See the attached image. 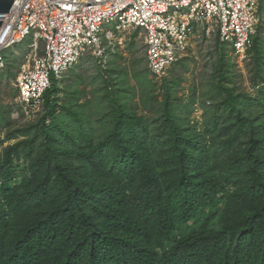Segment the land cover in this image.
Masks as SVG:
<instances>
[{
	"label": "trees",
	"instance_id": "trees-1",
	"mask_svg": "<svg viewBox=\"0 0 264 264\" xmlns=\"http://www.w3.org/2000/svg\"><path fill=\"white\" fill-rule=\"evenodd\" d=\"M257 15L253 90L221 47L199 105L176 95L185 74L160 101L140 71L132 107L108 67L89 99L76 67L67 101L52 82L34 121L0 104V264H264V0Z\"/></svg>",
	"mask_w": 264,
	"mask_h": 264
},
{
	"label": "built area",
	"instance_id": "built-area-1",
	"mask_svg": "<svg viewBox=\"0 0 264 264\" xmlns=\"http://www.w3.org/2000/svg\"><path fill=\"white\" fill-rule=\"evenodd\" d=\"M258 0H13L0 13V71L5 53L26 39L28 51L15 79L14 103L21 119L44 113V93L83 55L103 59L116 35L140 31L150 73L161 79L166 70L192 49L195 32L216 34L243 58L259 22ZM17 114V113H16ZM18 115V114H17ZM17 118V116L14 115Z\"/></svg>",
	"mask_w": 264,
	"mask_h": 264
},
{
	"label": "rangeland",
	"instance_id": "rangeland-1",
	"mask_svg": "<svg viewBox=\"0 0 264 264\" xmlns=\"http://www.w3.org/2000/svg\"><path fill=\"white\" fill-rule=\"evenodd\" d=\"M259 23V22H258ZM255 27V32L257 31V25ZM254 32V33H255ZM117 40L114 42L113 49L110 47L107 49L109 52L108 56L103 59H98L93 56L92 53H86L84 56L85 64L82 66V62L76 66L75 69L83 71V81H77V84L74 86L76 89H84L87 99L94 96L91 93V88L96 89V84H98L99 79H95L93 86H89L90 81L94 76H97L98 73L101 74V70H105L108 67L107 76H109L115 83V89L125 90L128 93L127 102L130 106H134L139 101V83L134 77L136 72L146 71V75L153 83L154 88L153 92L158 94V99L161 101L160 94L163 91V83L165 78L170 75L176 77H181L183 74L184 79L176 85V95L178 97L183 96L185 101L187 100V95H190L192 87L197 89L196 102L199 105L201 99L198 94H201L200 89H207L210 85V75L212 73V66L215 64L217 53L222 48L226 49V56L231 57L235 77L242 83V86L245 88H251L253 79L251 76V66L252 60L245 54L243 58H240L238 55H235L231 50L229 44L219 45L216 41V34H210L209 37H204L201 32H195L192 38V49L187 55L182 57L180 61L175 63L173 66H170L164 76L161 79L155 78L147 68L145 60V43L142 32L140 31H130L123 32L116 35ZM30 39H26L19 45L15 46L12 49L6 51L7 59V68L0 71V104L6 105L9 104L12 106L11 116L15 119L18 117V107L14 103V99L17 95V89L14 85L15 79H11L8 76V71L15 73L16 76L20 70V64L24 61V55L28 51V44ZM183 63V64H182ZM2 74V76H1ZM71 71H67L64 75L56 80L52 77V82H54L60 97H63V101H67L68 96L72 97L70 94V85H71ZM104 77V75H103ZM123 79L124 81H118L117 79ZM53 83V84H54ZM54 85L52 86V89ZM55 89V88H54ZM85 98H81L79 103L83 102ZM17 113V114H16ZM201 110L197 108L194 111V116L197 120H200ZM20 122H24L21 119ZM17 123L16 126L21 125ZM16 140H10L5 143H13Z\"/></svg>",
	"mask_w": 264,
	"mask_h": 264
},
{
	"label": "water",
	"instance_id": "water-1",
	"mask_svg": "<svg viewBox=\"0 0 264 264\" xmlns=\"http://www.w3.org/2000/svg\"><path fill=\"white\" fill-rule=\"evenodd\" d=\"M13 0H0V13H8L12 7ZM0 21V27L2 25Z\"/></svg>",
	"mask_w": 264,
	"mask_h": 264
},
{
	"label": "crops",
	"instance_id": "crops-1",
	"mask_svg": "<svg viewBox=\"0 0 264 264\" xmlns=\"http://www.w3.org/2000/svg\"><path fill=\"white\" fill-rule=\"evenodd\" d=\"M5 57H6V54H5Z\"/></svg>",
	"mask_w": 264,
	"mask_h": 264
}]
</instances>
